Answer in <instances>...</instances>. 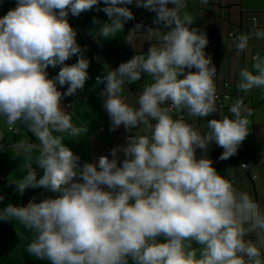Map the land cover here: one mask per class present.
I'll list each match as a JSON object with an SVG mask.
<instances>
[{
  "label": "clouds",
  "instance_id": "obj_1",
  "mask_svg": "<svg viewBox=\"0 0 264 264\" xmlns=\"http://www.w3.org/2000/svg\"><path fill=\"white\" fill-rule=\"evenodd\" d=\"M100 3L17 0L0 17V117L9 128L26 126L39 149L14 183L21 194L28 188L55 194L39 203L33 198L27 206L8 204L0 208V220L33 230L27 252L51 264H264V209L204 156L213 141L224 150L220 160L236 154L249 134L252 111L243 98L229 107L231 117L218 111L217 68L205 53L207 34L191 27L189 0H135L136 7L155 13L157 27L144 31L151 46L146 55L136 54L97 78L105 85L100 95L110 131L123 125L146 134L126 138V146L110 150L111 159L102 155L83 166L64 142L65 134L80 137L88 128L74 124L62 104L89 79L90 62L69 14L78 17L94 6L103 11L108 22L93 18V23L101 24L98 31L105 38L115 37L135 18L127 7L133 0H102V9ZM252 25L254 31L234 38L237 53L247 51L253 38L264 40L255 17ZM134 30L142 25L127 34L126 42L135 49ZM73 56L76 63L66 64ZM252 61L251 70L239 71L236 85L245 95L264 89V55ZM49 66H59L52 78ZM142 77L152 83L132 106L122 90ZM178 113L219 118L208 120L201 134L183 117L174 118ZM197 149L204 150L200 157ZM33 165L43 170L39 178Z\"/></svg>",
  "mask_w": 264,
  "mask_h": 264
},
{
  "label": "crops",
  "instance_id": "obj_2",
  "mask_svg": "<svg viewBox=\"0 0 264 264\" xmlns=\"http://www.w3.org/2000/svg\"><path fill=\"white\" fill-rule=\"evenodd\" d=\"M16 2L17 0H0V17L15 8ZM104 6L101 0L98 7L102 9ZM127 7L133 12L135 18L126 21L124 29L115 37L105 38L99 33L98 29L102 23L108 22V17L103 11H97L95 6L78 17L71 14L68 16L69 23L77 31V43L82 49H86L84 56L90 62L87 70L89 79L86 81L85 87L73 95L70 101L71 108H66L62 103L65 110L71 115L74 124L88 127L85 136L76 137V144L74 143L71 149L80 157L81 166L85 162H97L102 155L111 159L110 150L112 148L126 146L125 135L131 137L133 134H146V130L143 128L133 129L132 132H129L123 125L115 131H110L111 121L103 107L104 98L100 95L105 85L97 80L98 77H102L107 71L116 69L120 63L128 61L134 55H146L151 46L147 41L148 34L144 31L149 27H157L153 22L155 13L143 7H136L135 0L132 5ZM169 7L172 5L169 4ZM188 11L195 20L191 27L202 29L209 40L205 53L212 57V63L217 68L215 84L217 95L220 96L223 104V107L220 108L217 102L218 111L231 117L229 107L238 98H243L244 104L252 111V115L248 117L250 121L249 134L241 143L236 154L226 160H220L219 157L224 150L213 141L208 150L204 152V156L213 161V167L219 174L232 179L238 190L247 192L264 209V163H256L264 145V89H253L247 95L239 93L236 89L240 80L239 71L243 68L251 70L252 57L256 54L264 55V40L253 38L249 42L248 50L240 53H237L233 44L236 36L255 30L252 25L253 17L259 21V27L264 30V0H208L207 4L201 3V0H189ZM93 18L99 20L101 24H94ZM137 24L142 25L143 31L134 30V49L126 42V39L127 34ZM152 43H155V38L152 39ZM95 55H98V60H94ZM77 59L78 56H73L65 63L70 65L76 63ZM195 70L192 69L193 72ZM47 72L49 78H52L58 74L59 66L56 68L49 66ZM150 83H152L151 77H142L140 81L127 85L122 90L126 102L135 106V101L143 87ZM57 86L58 89L67 90V85ZM225 96H228L229 99L225 100ZM178 114L193 124L201 134L207 132L208 120L219 118L218 114H212L204 119L188 117L185 113ZM174 118H177V114ZM101 128L104 133L98 138H92V133ZM0 136H3V139H0V145H2L0 147V179L9 183V185L0 184V196L4 197L0 201V208H3L12 204L17 191L14 182L25 174L22 168L29 162V155L31 162L34 163L39 149L38 141L26 126L18 123L9 128L2 117H0ZM67 137L69 136L65 135V138ZM29 145L35 147L32 148L31 153H26L25 148ZM203 151L197 149V157H200ZM122 156L123 153H118V159H122ZM245 164L250 167L248 172L242 167ZM33 167L36 168L38 178L42 176L43 170L36 165ZM36 189L37 195L41 197L39 188ZM18 197L21 198L22 195L15 198L14 205H19ZM34 238V231L19 222L0 220V264H34L33 256L27 252V247ZM198 247L199 245L193 242V248Z\"/></svg>",
  "mask_w": 264,
  "mask_h": 264
},
{
  "label": "built area",
  "instance_id": "obj_3",
  "mask_svg": "<svg viewBox=\"0 0 264 264\" xmlns=\"http://www.w3.org/2000/svg\"><path fill=\"white\" fill-rule=\"evenodd\" d=\"M143 22H144V21H143ZM98 59H99V58H98V55H95V56H94V60H98ZM195 71H196V70H195ZM217 96H218L217 102L219 103V107L222 108V107H223L222 100H221V98H220L219 95H217ZM62 103H63V101H62ZM63 104H64V103H63ZM64 105H65L66 108H68V109L71 108V103H70V102H66ZM178 117H183V116L177 114V118H178ZM183 118H184V117H183ZM11 130H12V129H11ZM103 133H104V132H103V129L101 128V129H99L98 131L92 133V138H98V136L101 135V134H103ZM126 138H129V136L125 135V139H126ZM122 158H123V156H122ZM121 160H122V159H121ZM97 162H98V160H97ZM256 163H257V164L264 163V145H263V149H262L261 153H260L259 156L257 157ZM242 167H243V169H244L245 171H247V172H248L249 169H250L249 165H247V164L243 165Z\"/></svg>",
  "mask_w": 264,
  "mask_h": 264
},
{
  "label": "water",
  "instance_id": "obj_4",
  "mask_svg": "<svg viewBox=\"0 0 264 264\" xmlns=\"http://www.w3.org/2000/svg\"><path fill=\"white\" fill-rule=\"evenodd\" d=\"M0 184L2 185H9V183H7L6 181H3L2 179H0ZM16 187V186H15ZM16 193L13 197L12 200V204L14 205V200L17 196L22 195V205L21 206H27V204L33 200V198H35V202L39 203L40 201H42L43 199L37 195V191L34 188H28L24 191L23 194H21L18 189L16 188Z\"/></svg>",
  "mask_w": 264,
  "mask_h": 264
},
{
  "label": "rangeland",
  "instance_id": "obj_5",
  "mask_svg": "<svg viewBox=\"0 0 264 264\" xmlns=\"http://www.w3.org/2000/svg\"><path fill=\"white\" fill-rule=\"evenodd\" d=\"M65 135H67V134H65ZM85 135H86V133L83 134V136H85ZM64 142H66V143L68 144V147H69L70 149H72L74 143L76 144V137L73 138V137L69 136V137H67V138L64 139ZM35 189H36V188H35ZM36 190H37V189H36ZM39 190H40V192H41V194H42L41 197H42L43 199L55 195L54 193H51V192L45 191L43 188H39ZM39 196H40V195H39ZM18 198L20 199L19 202H18V204H19V206H21V205H22V197H21V198L18 197ZM34 236H35V233H34ZM32 262H33L34 264H51V262L48 261V260H46V259H45V260H41V259H36L35 257L32 258Z\"/></svg>",
  "mask_w": 264,
  "mask_h": 264
},
{
  "label": "trees",
  "instance_id": "obj_6",
  "mask_svg": "<svg viewBox=\"0 0 264 264\" xmlns=\"http://www.w3.org/2000/svg\"><path fill=\"white\" fill-rule=\"evenodd\" d=\"M58 90H60L61 92H65L66 90H64V89H58ZM72 97L73 96H67V97H65L64 99H63V103L65 104L66 102H70L71 100H72Z\"/></svg>",
  "mask_w": 264,
  "mask_h": 264
}]
</instances>
